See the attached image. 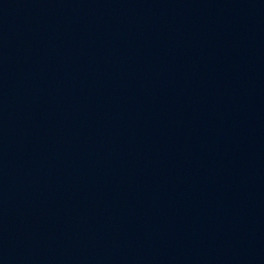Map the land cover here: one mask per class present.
Listing matches in <instances>:
<instances>
[{"label":"water","instance_id":"obj_1","mask_svg":"<svg viewBox=\"0 0 264 264\" xmlns=\"http://www.w3.org/2000/svg\"><path fill=\"white\" fill-rule=\"evenodd\" d=\"M0 264H264V0H0Z\"/></svg>","mask_w":264,"mask_h":264}]
</instances>
